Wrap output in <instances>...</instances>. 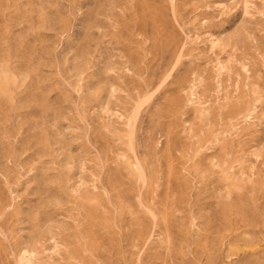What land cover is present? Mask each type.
I'll return each mask as SVG.
<instances>
[{"label":"rangeland","instance_id":"1","mask_svg":"<svg viewBox=\"0 0 264 264\" xmlns=\"http://www.w3.org/2000/svg\"><path fill=\"white\" fill-rule=\"evenodd\" d=\"M24 252L264 264V0H0V264Z\"/></svg>","mask_w":264,"mask_h":264},{"label":"bare ground","instance_id":"2","mask_svg":"<svg viewBox=\"0 0 264 264\" xmlns=\"http://www.w3.org/2000/svg\"><path fill=\"white\" fill-rule=\"evenodd\" d=\"M220 69L223 70L224 67H221ZM202 84L203 83H202L201 78H199V77L195 78L194 81L190 85L189 93H190V105H192L194 108H196L197 111L203 115L206 112L204 110V108L206 107V102L204 101L202 93L200 92ZM142 105H143V103H142ZM141 108H142V106H141ZM138 110H139V107H137L136 112L134 113V115L132 117H130V119L128 120V123H127V128L129 130L130 135L133 132V126L135 124V120L137 119L136 116H137V114H139ZM254 113H255V110L252 111L251 113H247L245 118H247L248 120L252 119L253 118L252 116L254 115ZM22 261H23V264H30V254L28 252H24L23 257H22Z\"/></svg>","mask_w":264,"mask_h":264}]
</instances>
